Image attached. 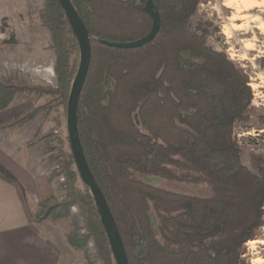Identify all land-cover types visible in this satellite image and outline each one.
<instances>
[{"label": "trees", "instance_id": "1", "mask_svg": "<svg viewBox=\"0 0 264 264\" xmlns=\"http://www.w3.org/2000/svg\"><path fill=\"white\" fill-rule=\"evenodd\" d=\"M200 1L152 0L158 31L150 41L124 48L101 40L146 35L152 27L147 0H71L91 46L77 107L80 142L129 264H249L244 243L264 224V156L254 153L251 166L244 164L234 131L253 110L249 76L207 42L206 27L191 26ZM43 12L57 89L66 95L79 66L70 59V44H78L58 0H45ZM57 89L0 79V110L16 94ZM142 175L204 185L209 194L170 190ZM36 180L46 196L48 178ZM79 199L87 231L68 226L72 200H41L37 216L59 224L87 264L89 237L104 263L116 264L87 185Z\"/></svg>", "mask_w": 264, "mask_h": 264}, {"label": "rangeland", "instance_id": "2", "mask_svg": "<svg viewBox=\"0 0 264 264\" xmlns=\"http://www.w3.org/2000/svg\"><path fill=\"white\" fill-rule=\"evenodd\" d=\"M225 1L201 0L190 23L192 27L198 23L206 27L207 42L224 51L249 76L254 95L253 110L246 120L236 123L234 131L242 148L241 160L250 167L252 154L264 156V6L236 11L225 5ZM44 7L45 0H0V79L58 88L56 54L51 30L44 17ZM251 17L257 19L252 20ZM246 42L251 43L252 48H245ZM70 59L78 64L77 45L70 44ZM68 94L60 89L56 92L16 94L9 105L0 110V128L25 140L26 159L34 167L35 180L38 176L48 178L50 190L46 196L37 197L32 223L52 240L53 263L70 264L71 260L74 264H87L83 250L69 244L59 224L50 216L42 217V213L37 216L44 207L40 205L41 200L46 205L72 200L67 216L68 226L87 231L79 199L85 185L72 158L66 126ZM0 140L8 146L11 144L9 136ZM7 148L13 153L11 147ZM140 178L178 192L200 196L209 194L208 188L200 184L154 175H142ZM255 233L252 240L264 241V224ZM250 241L244 243V258L249 264H264L255 263L256 258H264V244L257 242L252 245ZM85 247L92 264H105L92 237L88 238ZM62 251L67 255L59 260Z\"/></svg>", "mask_w": 264, "mask_h": 264}, {"label": "crops", "instance_id": "3", "mask_svg": "<svg viewBox=\"0 0 264 264\" xmlns=\"http://www.w3.org/2000/svg\"><path fill=\"white\" fill-rule=\"evenodd\" d=\"M8 136L9 146L0 140V264H54L52 240L32 223L40 191L25 140L0 128V138ZM66 255L62 251L59 260Z\"/></svg>", "mask_w": 264, "mask_h": 264}, {"label": "water", "instance_id": "4", "mask_svg": "<svg viewBox=\"0 0 264 264\" xmlns=\"http://www.w3.org/2000/svg\"><path fill=\"white\" fill-rule=\"evenodd\" d=\"M58 1L64 9L79 48V66L72 81L66 104V126L71 153L80 179L88 186L90 192L92 193L116 264H129L117 224L105 196L88 166L79 137L77 107L80 91L84 83L91 58L89 35L71 0ZM144 10L152 18V27L146 35L131 41H109L102 39L101 42L112 47L128 48L137 47L150 41L159 29L160 17L152 0H147Z\"/></svg>", "mask_w": 264, "mask_h": 264}, {"label": "bare ground", "instance_id": "5", "mask_svg": "<svg viewBox=\"0 0 264 264\" xmlns=\"http://www.w3.org/2000/svg\"><path fill=\"white\" fill-rule=\"evenodd\" d=\"M225 5L233 7L236 11H240V10H250V9H254L255 7L258 6H264V0H226L224 2ZM244 16V15H243ZM236 16H233V18H235ZM252 20H256V17H251ZM235 27V26H233ZM263 27H264V23H263ZM242 28V27H241ZM244 47L247 49L252 48V44L249 42L244 43ZM261 243L264 244V241H259V240H251L250 243L253 245L255 243ZM264 262V258L258 257L255 259V263H262Z\"/></svg>", "mask_w": 264, "mask_h": 264}]
</instances>
